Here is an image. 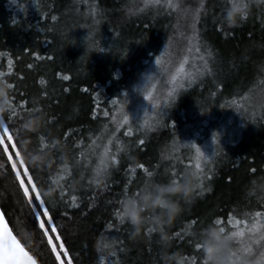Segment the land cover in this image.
Segmentation results:
<instances>
[{
    "label": "trees",
    "instance_id": "obj_1",
    "mask_svg": "<svg viewBox=\"0 0 264 264\" xmlns=\"http://www.w3.org/2000/svg\"><path fill=\"white\" fill-rule=\"evenodd\" d=\"M225 7L226 0H0V79L13 85L16 106L3 122L19 133L18 147L24 136L51 151L50 165L33 174L44 191L55 188L46 200L68 249L65 264H163L152 224L132 237L115 210L145 180L167 181L172 169L197 176L192 200L167 226V251L184 264H204L195 244L216 218L226 235L264 226V0H251L237 26L223 22ZM145 95L148 107L138 109ZM38 107L47 128L25 134ZM106 148L109 166L97 185ZM0 208L38 264H59L2 148ZM250 235L235 237L233 249Z\"/></svg>",
    "mask_w": 264,
    "mask_h": 264
},
{
    "label": "clouds",
    "instance_id": "obj_2",
    "mask_svg": "<svg viewBox=\"0 0 264 264\" xmlns=\"http://www.w3.org/2000/svg\"><path fill=\"white\" fill-rule=\"evenodd\" d=\"M251 11V0H226L223 14V22L229 26H237L245 13ZM11 88L6 80L0 79V121H3L6 113L13 110ZM46 112L42 108H36L29 113L23 125L25 134L40 133L47 128ZM51 136V132H49ZM54 147L67 152V145L54 140ZM21 154L29 168L40 171L46 169L51 163V151L40 149L24 136L19 137ZM106 176L100 173L95 177L99 183H103ZM197 186V176L191 170H186L179 178L171 177L167 181H155L151 178L142 184L139 195L131 194L124 199V218L131 225L132 237L141 234L146 224H152L154 231L159 234L161 244V260L163 264H183V259L178 253H169L172 236L167 231V226L183 212V203L190 202ZM41 192L45 199L53 198V191H44L45 185L41 183ZM183 202V203H182ZM200 242L206 264H234L231 255L230 242L221 228L214 222L209 223L199 233ZM25 242H28L26 238ZM250 264V262H249Z\"/></svg>",
    "mask_w": 264,
    "mask_h": 264
},
{
    "label": "snow or ice",
    "instance_id": "obj_3",
    "mask_svg": "<svg viewBox=\"0 0 264 264\" xmlns=\"http://www.w3.org/2000/svg\"><path fill=\"white\" fill-rule=\"evenodd\" d=\"M179 7V5H177ZM248 13H245L244 19L248 17ZM55 19V17H53ZM160 61L158 60L157 63ZM9 87H13V85L9 84ZM12 116L16 115V106H13V110L11 111ZM107 115V113H105ZM127 116L124 117L125 122H127ZM19 136V133L15 134L10 130L9 123L0 121V148H2L3 152L6 154V158L11 162V168L14 170L15 179L18 181V187L22 189L23 196L26 198L27 204L30 207V210L34 216V218L38 221V227L41 230L42 236L45 238L44 243L50 246V252L54 253V259L59 262V264H65V258H67L68 249L65 247V241L61 236V232L58 231V225L54 222V216L50 212L49 202L45 199L44 194L41 192V189L38 185V181L34 176L33 169L30 170L29 166L25 163L23 156L21 154L20 147L17 146L16 137ZM40 140L43 141V136L40 137ZM141 144L144 141H140ZM9 147L14 149V153L8 151ZM47 147V145H44ZM110 149H105V152L101 156L99 160V165L96 168V172H107L108 169V153ZM199 152V149H197ZM13 155L18 158L13 159ZM83 156V153H81ZM203 155V153H201ZM113 163L118 164L119 160L116 156L110 157ZM19 165V166H18ZM65 167V171H68L67 166ZM140 168L144 169V172L148 177L153 176V172L149 171L143 164L139 165ZM197 169H199V165H196ZM134 171V170H133ZM186 170L177 171L175 169L170 170V178L175 177L179 178L183 175ZM198 175V174H197ZM63 176H60V179H63ZM27 181V183H26ZM97 185L100 183L95 181ZM55 188L49 187V191H53ZM138 189L134 194L139 195ZM73 200L76 199L75 196L72 197ZM120 208L115 210V214L120 222V224H124V199L120 201ZM257 217H260L262 214L257 212L255 214ZM213 222L218 225L223 232H225V228L222 226L223 221L220 218H216ZM197 221H191V224L194 226ZM228 223H231L229 219ZM247 224V221H245ZM148 232H154V228H149ZM245 232L250 233L248 242L241 241V247L238 249H233L231 245V241L235 237H244ZM257 233H259L257 235ZM180 236L179 233L176 234ZM230 248L231 255L234 260V264H264V244H261L264 241V226L260 224H254L251 227L240 230L239 232H233L227 235ZM253 243L261 244L259 250L253 248ZM195 248L202 249L203 246L201 242H197L195 244ZM60 250H63V255ZM0 261H3V264H38L37 259L30 253V251L25 247L21 240L17 238V235L13 233V229L9 227L8 221L5 220V213L0 211ZM68 264H71V259L68 258ZM184 264V262H183ZM204 264H206V260H204Z\"/></svg>",
    "mask_w": 264,
    "mask_h": 264
},
{
    "label": "rangeland",
    "instance_id": "obj_4",
    "mask_svg": "<svg viewBox=\"0 0 264 264\" xmlns=\"http://www.w3.org/2000/svg\"><path fill=\"white\" fill-rule=\"evenodd\" d=\"M185 66L184 65H181V66H174L173 70L169 71V75H168V78L166 80V82L164 83L163 82H158L156 83L155 85H160V89H161V86L163 85L161 91H160V94H162L163 92L166 94H168L169 92V88L171 87V85L173 84L174 85V81L177 79V76L179 75V72L184 68ZM163 76V73L161 71H157V73H155L154 75V81L156 82L158 79H160L161 77ZM147 95L143 96L142 99L140 100V102L138 103L137 105V108L140 109V108H146L148 107V104H147V98H146ZM261 244H264V241L261 242ZM261 244H256V243H253V248L256 249V250H259L260 247H261Z\"/></svg>",
    "mask_w": 264,
    "mask_h": 264
},
{
    "label": "water",
    "instance_id": "obj_5",
    "mask_svg": "<svg viewBox=\"0 0 264 264\" xmlns=\"http://www.w3.org/2000/svg\"><path fill=\"white\" fill-rule=\"evenodd\" d=\"M0 211H2L1 208H0ZM5 220H6V218H5ZM6 221H7V220H6ZM8 225H9V224H8ZM9 227H10V226H9ZM0 264H3V261H0Z\"/></svg>",
    "mask_w": 264,
    "mask_h": 264
}]
</instances>
